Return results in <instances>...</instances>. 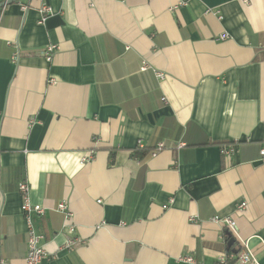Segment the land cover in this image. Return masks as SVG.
<instances>
[{
    "label": "crops",
    "instance_id": "0c3cea01",
    "mask_svg": "<svg viewBox=\"0 0 264 264\" xmlns=\"http://www.w3.org/2000/svg\"><path fill=\"white\" fill-rule=\"evenodd\" d=\"M262 150L264 0L0 8V264L28 252L24 181L46 209L34 218L43 264H217L244 247L264 264ZM216 216L235 220L238 237ZM72 237L80 244L61 248Z\"/></svg>",
    "mask_w": 264,
    "mask_h": 264
},
{
    "label": "built area",
    "instance_id": "2783aa9c",
    "mask_svg": "<svg viewBox=\"0 0 264 264\" xmlns=\"http://www.w3.org/2000/svg\"><path fill=\"white\" fill-rule=\"evenodd\" d=\"M5 2L8 0H4ZM43 1V0H40ZM53 13V9L45 4L42 7V17L41 22H44L46 17H48L50 14ZM228 35H223L220 37L219 40H225L227 39ZM56 45H49L46 48V51L44 52L45 56L47 57V60L50 61L53 54L57 51ZM149 67L146 63H144L142 70L145 71ZM158 77L163 79L165 75L161 73H157ZM54 83V82H52ZM141 144V143H139ZM183 146L182 143L178 144V149H180ZM165 149V145L163 143L158 144L155 151L152 153V155H156L158 152ZM233 152V147H223L222 148V154L224 156H229ZM261 155L264 156V150L261 151ZM92 157L84 158L82 159L81 163L85 164L90 161ZM19 193L21 196V211L24 215V218L27 222V228H28V252L26 257L24 258V261L22 264H43L45 260L49 259V254L45 250L42 242L44 240V235L39 232L35 222L34 218L38 217L39 219L44 217L46 214V209L38 204H34L31 200V189L28 184V182H21L19 184ZM246 208V203H241L238 205L237 210L243 211ZM164 209H167V206L164 207ZM56 210L64 215L65 220V226L68 228V230L74 234L75 233V227L74 225L70 224V221L73 219V213L70 210L69 206L65 202H61L57 205ZM194 221V219H192ZM212 222L218 224L221 226L223 230H226L229 232L234 238L238 237V227L235 220H233L231 217H220L216 216L212 219ZM80 239L77 237H72L67 239L65 244L61 247L63 249L73 250L77 245L80 244ZM243 246V244H242ZM179 261L185 263V264H204L202 261L197 260L194 256H182L179 258ZM259 264L254 255H252L249 251L246 250V247L243 248L242 251L233 254H223L219 260L217 261V264Z\"/></svg>",
    "mask_w": 264,
    "mask_h": 264
},
{
    "label": "trees",
    "instance_id": "16d2710c",
    "mask_svg": "<svg viewBox=\"0 0 264 264\" xmlns=\"http://www.w3.org/2000/svg\"><path fill=\"white\" fill-rule=\"evenodd\" d=\"M221 146H224L225 147V146H228V145L225 144V143H223V144H221ZM145 154H146L145 151H141V150L137 149V150H135L133 152V157L134 158H142Z\"/></svg>",
    "mask_w": 264,
    "mask_h": 264
},
{
    "label": "water",
    "instance_id": "95a60500",
    "mask_svg": "<svg viewBox=\"0 0 264 264\" xmlns=\"http://www.w3.org/2000/svg\"><path fill=\"white\" fill-rule=\"evenodd\" d=\"M21 0H8L6 2H3L2 4H0V8L6 6L7 4H12V3H16V2H20Z\"/></svg>",
    "mask_w": 264,
    "mask_h": 264
}]
</instances>
